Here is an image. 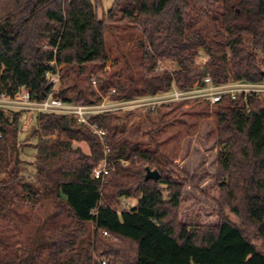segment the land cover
I'll return each instance as SVG.
<instances>
[{
	"label": "trees",
	"instance_id": "16d2710c",
	"mask_svg": "<svg viewBox=\"0 0 264 264\" xmlns=\"http://www.w3.org/2000/svg\"><path fill=\"white\" fill-rule=\"evenodd\" d=\"M0 7V93L24 88L43 100L51 90L46 73L58 66L72 81L56 94L85 104L99 103L113 88L114 98L131 99L173 83L181 89L198 80L204 85L207 75L216 83L264 81V0H115L102 16L96 0H0ZM212 21L221 29L211 32ZM113 26L140 28L139 75L125 59L123 70L96 76L110 58ZM201 51L209 56L204 67L196 66ZM160 61L178 69L159 71ZM84 78H98L100 92ZM184 102L161 104L147 115L163 116L160 110L175 111ZM213 109L216 220L198 223L181 217L187 192L205 197L198 175L178 168L153 135L184 121L180 111L150 130L134 124L130 135L116 121L118 111L90 113V124L40 113L36 173L29 180L22 174L21 113L9 118L0 109V264H264V94L224 95ZM93 124L106 131L105 141ZM105 158L110 173L94 178ZM147 167L160 177L147 179ZM123 198L137 204L121 209ZM37 203L50 207L44 217L33 212ZM14 218L30 223L19 247L8 234L18 226Z\"/></svg>",
	"mask_w": 264,
	"mask_h": 264
},
{
	"label": "rangeland",
	"instance_id": "374dc122",
	"mask_svg": "<svg viewBox=\"0 0 264 264\" xmlns=\"http://www.w3.org/2000/svg\"><path fill=\"white\" fill-rule=\"evenodd\" d=\"M95 1V0H94ZM99 6V13L107 12L115 0H96ZM1 9V7H0ZM216 25V26H215ZM211 32L221 29L219 23L212 21L210 24ZM140 28L138 26H128L124 28L122 26H113V31L107 34V45L110 50V58L106 62L105 68L102 71H98L96 76L100 78L102 74L108 75L111 72L123 70L125 68V59L128 60L131 71L139 75L140 72ZM121 44V47L119 45ZM123 53H120V50ZM208 54L205 51H201L196 57V66L204 67L208 60ZM165 68H169L172 72L178 69V66L172 61H161ZM60 69L62 66H58ZM91 71L89 65L84 66L83 73L87 75ZM125 76L116 75L115 80L123 79ZM97 82L99 84V80ZM72 81L69 73L61 75L60 87L63 84H68ZM82 83L95 90V86L88 79L84 78ZM197 92L193 93L192 98H189L187 104H183L175 111H167L162 109L163 116L156 114L153 117L147 115L146 109L137 108L132 110V113L127 115L121 104H114L115 111H118L119 117L116 121L124 122L126 125V134L130 135V128L132 125H136L140 122L143 123L145 130L160 127L161 122L164 119H169L173 115L180 111L184 121L174 120L167 127L154 132V136L159 142L160 148L167 153L171 158L175 159V164L178 168L185 170L189 174H197V183L202 191L205 193V197L197 192L189 191L185 195L184 205L181 210V217L184 222L198 223L200 222H213L216 220V205L214 199L218 197L217 188V154H218V142L216 139V120L214 109L211 104L206 105V101L202 97H197ZM107 95V94H106ZM108 102V101H107ZM112 106V105H109ZM112 106V108H113ZM183 112V114H182ZM13 110H6L7 117H11ZM20 133L21 138V154L20 157L23 160L22 174L29 180H34L36 168H35V144L39 141V135L35 134L37 128L36 117L37 112L34 111H20ZM190 126V127H189ZM55 137V136H54ZM131 137V136H130ZM133 137V136H132ZM144 140L148 143V135L144 136ZM127 164V163H126ZM137 204L135 198H123L121 209L130 208ZM186 204V205H185ZM50 210L48 205L41 207V203H37L32 206L33 212H39L44 217L46 210ZM230 218L234 223H238V219L232 213ZM15 219V218H14ZM17 228L8 231L10 238L16 243V247L20 245L22 239L27 234V228L29 222L23 223L18 218ZM91 229H94V225L90 224ZM254 242L261 246V241L254 239Z\"/></svg>",
	"mask_w": 264,
	"mask_h": 264
},
{
	"label": "built area",
	"instance_id": "2783aa9c",
	"mask_svg": "<svg viewBox=\"0 0 264 264\" xmlns=\"http://www.w3.org/2000/svg\"><path fill=\"white\" fill-rule=\"evenodd\" d=\"M165 69L169 68H165L163 63L160 61L157 70L163 71ZM262 69L264 70V63L262 64ZM46 75L48 81L47 86L51 88L47 98L43 100L34 99L30 91L24 88L15 93L2 91L0 93V109L4 112L12 109L13 112L25 110L34 111L38 114L43 112L63 113L76 118L79 122L90 124L88 121V115L90 113H109L111 111H115V106H113L114 104H121V107L124 108L125 111L137 108L155 110L161 104L171 103L174 101L184 100V104H187L189 98H192L195 91L197 92V97L204 98L200 100L208 101L212 106L222 101L224 95H230L232 98H236L239 93H244L245 98L247 99L249 93L264 94V81L247 82L229 79L226 83H216L210 75H207L203 79L205 83L204 85H202V81L198 80L194 82L191 87L181 89L173 83L169 89L159 90L155 94H146L131 99L114 98L113 94L117 89L113 88L110 92L106 93L107 95L101 94L102 100L99 103L85 104L65 101L56 94L60 88L59 85L62 75L59 67H57L56 72L48 71ZM92 84L95 86V91L100 92L97 79H93ZM109 105H112L113 108ZM91 126L92 129L101 137L102 141H105V136L107 135L106 131L94 124ZM2 136V132L0 131V137ZM110 151V147L105 145L106 156L109 155ZM110 171L111 164L108 158H105L97 167L94 168L93 177L97 179H104ZM104 234L108 236L106 231Z\"/></svg>",
	"mask_w": 264,
	"mask_h": 264
},
{
	"label": "water",
	"instance_id": "95a60500",
	"mask_svg": "<svg viewBox=\"0 0 264 264\" xmlns=\"http://www.w3.org/2000/svg\"><path fill=\"white\" fill-rule=\"evenodd\" d=\"M147 173H146V178H159L160 177V172L157 169H151L150 167H147Z\"/></svg>",
	"mask_w": 264,
	"mask_h": 264
}]
</instances>
